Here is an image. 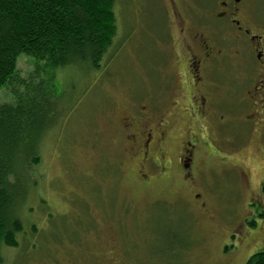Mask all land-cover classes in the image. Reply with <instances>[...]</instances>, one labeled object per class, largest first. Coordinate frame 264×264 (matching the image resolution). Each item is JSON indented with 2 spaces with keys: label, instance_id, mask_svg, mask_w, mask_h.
I'll use <instances>...</instances> for the list:
<instances>
[{
  "label": "rangeland",
  "instance_id": "1",
  "mask_svg": "<svg viewBox=\"0 0 264 264\" xmlns=\"http://www.w3.org/2000/svg\"><path fill=\"white\" fill-rule=\"evenodd\" d=\"M158 10L146 0H114L115 37L98 70L57 72L59 109L36 136L29 183L15 188L22 231L16 247L0 246L2 264H246L264 252V194H253L264 179V151L252 141L223 164L212 146L204 147L201 188L207 196L217 190L222 200L205 198V210L193 203L177 164L185 116L169 131L172 165L165 174L148 167L153 179L147 186L137 180L122 118L140 107L149 118L153 111L165 115L177 94L158 112L155 97L146 94L176 85L180 74L175 41L163 35ZM34 72L31 58L17 59L19 80L30 83ZM16 81L0 91V106L12 101L13 91L20 93ZM38 86L43 97V83ZM249 201L257 204L247 208ZM228 230L235 237L222 255Z\"/></svg>",
  "mask_w": 264,
  "mask_h": 264
},
{
  "label": "flooded vegetation",
  "instance_id": "2",
  "mask_svg": "<svg viewBox=\"0 0 264 264\" xmlns=\"http://www.w3.org/2000/svg\"><path fill=\"white\" fill-rule=\"evenodd\" d=\"M146 2L158 5L161 25L165 27L162 33L175 41L180 69L173 78L176 85L164 84L163 91L146 95L155 97L156 112L168 103L166 97L177 95L169 102L165 115H155L153 111L149 118L145 107H140L122 118L121 128L138 161L137 180L147 186L153 179L146 173L148 167L165 174L167 164L172 165L167 141L175 138H170L169 131L185 116L188 123L176 153L177 164L193 203L205 210V198L222 200L217 190L207 196L201 188L204 147L212 146L222 164L247 141H252L259 153L264 151V0ZM263 181H259L254 196L264 194ZM234 203L228 206L236 209ZM256 204L249 201L245 207ZM234 233L228 230L222 255H226L225 245L235 237Z\"/></svg>",
  "mask_w": 264,
  "mask_h": 264
},
{
  "label": "trees",
  "instance_id": "3",
  "mask_svg": "<svg viewBox=\"0 0 264 264\" xmlns=\"http://www.w3.org/2000/svg\"><path fill=\"white\" fill-rule=\"evenodd\" d=\"M113 5L114 0H0V91L16 80L21 87L0 106V246L16 247L22 231L15 188L29 183L36 136L42 128L44 135L47 118L59 109L57 72L75 66L98 70L115 37ZM20 56L35 65L37 79L30 83L17 78ZM41 83L43 97L36 90ZM246 264H264V252Z\"/></svg>",
  "mask_w": 264,
  "mask_h": 264
}]
</instances>
